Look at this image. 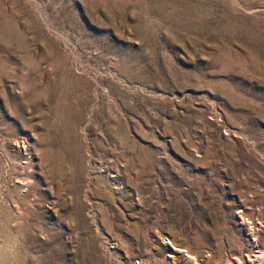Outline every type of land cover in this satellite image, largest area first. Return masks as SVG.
I'll list each match as a JSON object with an SVG mask.
<instances>
[{
  "label": "rangeland",
  "instance_id": "rangeland-1",
  "mask_svg": "<svg viewBox=\"0 0 264 264\" xmlns=\"http://www.w3.org/2000/svg\"><path fill=\"white\" fill-rule=\"evenodd\" d=\"M166 263L264 264V0H0V264Z\"/></svg>",
  "mask_w": 264,
  "mask_h": 264
},
{
  "label": "bare ground",
  "instance_id": "bare-ground-1",
  "mask_svg": "<svg viewBox=\"0 0 264 264\" xmlns=\"http://www.w3.org/2000/svg\"><path fill=\"white\" fill-rule=\"evenodd\" d=\"M172 251V250H171ZM177 252V250L176 249H174L172 252H171V254H170V256H172V255H174L175 253ZM179 252H177V254H178ZM179 256V255H178ZM167 259H169V258H167ZM177 259V258H176ZM173 260V259H172ZM167 261V260H166ZM167 264V263H166Z\"/></svg>",
  "mask_w": 264,
  "mask_h": 264
}]
</instances>
